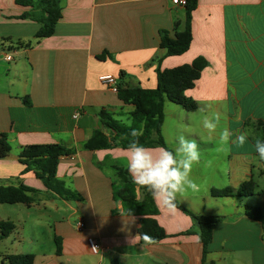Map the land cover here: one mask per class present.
<instances>
[{"label": "crops", "instance_id": "1", "mask_svg": "<svg viewBox=\"0 0 264 264\" xmlns=\"http://www.w3.org/2000/svg\"><path fill=\"white\" fill-rule=\"evenodd\" d=\"M59 1L53 34L35 39L40 25L21 19L33 9L0 0V133L10 146L9 155L0 159V186L33 189L36 201L28 208L59 214L46 220L43 215L44 221L37 222L48 228L53 248L35 249L36 234L25 235L23 226L18 230L14 226L9 237L0 240L12 246V251L0 253V264H7L4 256L19 254L33 255V264H202L197 231L183 235L192 228L191 218L180 210L168 212L154 199L158 210L154 219L167 237L152 245L135 241L140 217L112 196L116 169L127 170L126 149L114 137L107 138L108 149L85 148L95 131L109 136L98 116L101 110L113 119L126 117L127 123L133 110L99 82L100 76H113L120 88L152 90L157 70L199 59L206 66L185 92L197 110L186 112L169 101L163 104L161 136L166 148L174 151L183 134L195 139L201 152L191 173L198 190H189L176 201L198 216L222 218L213 230L206 264H264V225L245 216L247 203L210 196L211 189L236 190L264 177V160L253 147L256 124L264 123V0H197L189 49L168 57L159 47V32L174 38L185 20V8L171 0ZM214 113L221 119L217 133L209 137L201 122ZM224 127L233 133L247 131L248 142L243 147L220 144L218 134ZM53 144L71 152L59 159L56 178L76 199L65 200L47 190L18 162L23 148ZM141 195L136 186V199ZM78 219L85 224L79 233ZM88 238L96 242L97 254L90 252Z\"/></svg>", "mask_w": 264, "mask_h": 264}, {"label": "trees", "instance_id": "2", "mask_svg": "<svg viewBox=\"0 0 264 264\" xmlns=\"http://www.w3.org/2000/svg\"><path fill=\"white\" fill-rule=\"evenodd\" d=\"M21 6H29L32 12L25 13L21 19H29L40 25L35 34V39L50 37L54 32V26L60 17L59 0H15ZM197 0H186L184 27L181 32H176L174 38L169 37L166 31L159 32V47L165 51V56H180L187 52L191 43L190 20L191 13L195 10ZM177 24L175 25L176 30ZM18 45H21L19 43ZM104 55L98 59H103ZM204 60H196L192 64L182 65L168 70H157L155 89L146 90L141 88L126 89L120 88L117 83V94L120 101L126 105H132L130 113L131 127L142 129L143 135L139 142L146 147H165L161 136V127L164 120L163 104L169 101L180 106L186 112L197 110V104L186 97L185 92L192 89L200 78L201 71L205 68ZM103 127L108 131L107 137L102 131H95L92 138L85 144L89 150L108 149L107 138L118 139L121 147L127 149L128 144L134 138L130 133L128 124L113 119L112 115L105 110L98 114ZM258 138L264 140V123L256 124ZM10 153V146L7 136L0 133V159L6 158ZM70 151L57 144L33 145L23 148L18 156V162L24 166L23 172H32L39 179L45 188L65 200L76 199L72 192L67 190L63 183L56 178V168L59 159L70 155ZM258 155V154H257ZM117 183L112 184V196L115 202H119L123 209L131 208L130 213L139 216L138 235L147 233L155 238L156 243L163 241L167 235L157 224L154 217L158 210L153 201L152 195L145 189H140L142 195L136 199V185L133 184L127 170L116 169ZM255 183L250 180L242 183L236 190L230 188L211 189L210 196L213 198H235L245 199L255 196ZM36 192L23 185L0 186V205L23 204L27 207L35 203L36 198L32 195ZM177 209L188 215L197 227V234L192 230L183 235L196 234L201 245V262L206 264L208 247L212 241V233L222 218L218 216H198L186 210L176 201ZM245 216L256 222L264 224V213L259 205L244 206ZM14 225L9 221L0 220V240L9 237L13 232ZM57 255L60 254V244L57 238L54 239ZM140 242H143L140 240ZM33 255H6L3 261L7 264H33Z\"/></svg>", "mask_w": 264, "mask_h": 264}, {"label": "clouds", "instance_id": "3", "mask_svg": "<svg viewBox=\"0 0 264 264\" xmlns=\"http://www.w3.org/2000/svg\"><path fill=\"white\" fill-rule=\"evenodd\" d=\"M199 110L204 111L203 108ZM220 119L219 113H214L211 117L204 116L201 123L209 137L217 133ZM131 123L129 120L128 127L131 129L129 135L134 139L125 150L127 172L133 184L137 186V191L147 190L158 206L175 213L178 211L176 205L178 196H183L189 190H198L191 173L193 167L200 163V146L195 139H189L181 134L177 138L174 151L165 147H146L139 142L143 130L131 127ZM218 135L219 143L222 145L234 144L243 147L248 142L247 131L233 133L229 128L224 127ZM253 147L259 158L264 160V140L257 138ZM134 240L137 242L142 240L144 245L156 243L155 238L147 233L137 235Z\"/></svg>", "mask_w": 264, "mask_h": 264}, {"label": "rangeland", "instance_id": "4", "mask_svg": "<svg viewBox=\"0 0 264 264\" xmlns=\"http://www.w3.org/2000/svg\"><path fill=\"white\" fill-rule=\"evenodd\" d=\"M114 119L123 121L125 124H128L126 122L127 121L126 117H115ZM255 184H256L255 196L245 198L243 199V202L249 205H259L260 207H262V213H264V177L257 179V181H255ZM61 211H62V214H60V216H63L65 214V211L64 210H61ZM224 211L225 213H230L231 210L225 209ZM43 215L45 216L44 220H46L49 216L54 215L57 217L59 214H55L54 211L44 210V209L39 211L35 207L28 208L27 206L23 204H13V205L1 204L0 205V219L1 220L11 222L15 226L16 230L20 229L21 226H23L24 227L23 233L25 235L27 233H35L37 237V243L34 246V248L35 249L41 248L43 251L48 252L54 246L49 240L48 228H46L43 225H40L44 221L42 218ZM37 222H39L40 224H37ZM191 223H192V228L190 230L197 231L198 229L195 223L193 221ZM22 246L24 247V245ZM8 251H12L11 244L9 243L8 240L2 241V243H0V253H7Z\"/></svg>", "mask_w": 264, "mask_h": 264}, {"label": "built area", "instance_id": "5", "mask_svg": "<svg viewBox=\"0 0 264 264\" xmlns=\"http://www.w3.org/2000/svg\"><path fill=\"white\" fill-rule=\"evenodd\" d=\"M172 4L175 6L184 7L186 4V0H171ZM6 60H10V57H6ZM99 82H101L104 86H107L112 92H117V80L111 75H102L98 78ZM77 115H75L76 117ZM85 229V224L82 219H78L75 222V230L76 232H82ZM87 245L92 254H97L98 246L96 242L92 238L87 239Z\"/></svg>", "mask_w": 264, "mask_h": 264}]
</instances>
